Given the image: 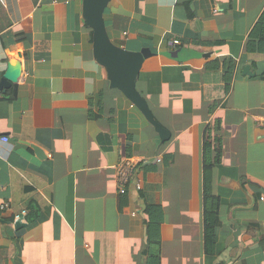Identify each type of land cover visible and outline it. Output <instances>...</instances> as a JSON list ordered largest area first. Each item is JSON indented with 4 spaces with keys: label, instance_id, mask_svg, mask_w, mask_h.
Returning <instances> with one entry per match:
<instances>
[{
    "label": "crops",
    "instance_id": "crops-1",
    "mask_svg": "<svg viewBox=\"0 0 264 264\" xmlns=\"http://www.w3.org/2000/svg\"><path fill=\"white\" fill-rule=\"evenodd\" d=\"M83 2L0 0V77L21 66L0 92V264H264V0L102 6L110 42L146 50L131 85L161 129L95 57Z\"/></svg>",
    "mask_w": 264,
    "mask_h": 264
},
{
    "label": "water",
    "instance_id": "water-1",
    "mask_svg": "<svg viewBox=\"0 0 264 264\" xmlns=\"http://www.w3.org/2000/svg\"><path fill=\"white\" fill-rule=\"evenodd\" d=\"M106 1L107 0H84L83 2L84 15L93 30L94 55L99 62L108 67L110 80L118 85L142 110L147 118L161 129L149 111L145 100L131 85V79L137 72L142 56L146 53V50L142 49L141 52L134 53L110 42L101 20V8ZM174 55H177L176 52ZM20 71L21 66L18 61L14 63L7 62L6 69L0 77V92L8 88L12 82L17 81L20 76ZM23 219L24 215H19V217L14 220V226L16 228L24 226L26 222H24Z\"/></svg>",
    "mask_w": 264,
    "mask_h": 264
},
{
    "label": "built area",
    "instance_id": "built-area-1",
    "mask_svg": "<svg viewBox=\"0 0 264 264\" xmlns=\"http://www.w3.org/2000/svg\"><path fill=\"white\" fill-rule=\"evenodd\" d=\"M214 11H216L214 9ZM173 44H177L179 43V40L177 38H174L172 40ZM260 126L264 129V118H261L260 120ZM8 140V136L4 135V134H0V141H7ZM135 172H136V162L128 157V156H124L123 158H121V160L116 164V168H115V181L116 184L118 186V192L123 194L126 193L127 191V187L129 186V184L133 181L134 176H135ZM134 186L136 189L140 188V184L138 182H134ZM4 205H2L1 207H4ZM134 213V212H133ZM24 215L25 214V209L21 210V212L16 213L15 217H19V215ZM71 249L70 247L66 248L63 252L64 256L66 257L69 253H70ZM55 252H59L57 250L53 251V252H46L44 254L38 255L35 260H33L34 264H46L47 261L52 262V264H56L57 263V258L55 256ZM62 257V259H63ZM61 259V262H62Z\"/></svg>",
    "mask_w": 264,
    "mask_h": 264
},
{
    "label": "trees",
    "instance_id": "trees-1",
    "mask_svg": "<svg viewBox=\"0 0 264 264\" xmlns=\"http://www.w3.org/2000/svg\"><path fill=\"white\" fill-rule=\"evenodd\" d=\"M215 200L216 199L213 196H209V194H206V198H205L206 207L204 210V216H205L204 219L206 221V229L208 231H209L210 227L214 224V222L217 221V216H216L217 203ZM211 201H212V204H211ZM152 229H153V227H151L148 224L147 225L148 238H147L146 246H145L144 252H143V255L146 257V259L148 261H149L150 257L153 255L152 252H147L148 245L154 241L151 237Z\"/></svg>",
    "mask_w": 264,
    "mask_h": 264
}]
</instances>
